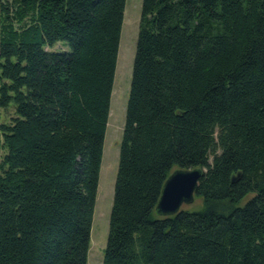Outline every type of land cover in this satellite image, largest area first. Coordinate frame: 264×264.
I'll use <instances>...</instances> for the list:
<instances>
[{
	"label": "trees",
	"instance_id": "obj_1",
	"mask_svg": "<svg viewBox=\"0 0 264 264\" xmlns=\"http://www.w3.org/2000/svg\"><path fill=\"white\" fill-rule=\"evenodd\" d=\"M124 3L0 0V264H86ZM101 264H264V0H141Z\"/></svg>",
	"mask_w": 264,
	"mask_h": 264
},
{
	"label": "rangeland",
	"instance_id": "obj_2",
	"mask_svg": "<svg viewBox=\"0 0 264 264\" xmlns=\"http://www.w3.org/2000/svg\"><path fill=\"white\" fill-rule=\"evenodd\" d=\"M140 3L141 0H125L124 3L89 231L86 264H101L102 253L105 247L108 214L112 199L118 148L122 135L124 109L130 82ZM62 44V42L58 41L50 47V50L64 49L66 51V45ZM210 159L211 157H209V161ZM196 203H198V200L194 199L191 204L182 205L181 208L188 209Z\"/></svg>",
	"mask_w": 264,
	"mask_h": 264
},
{
	"label": "water",
	"instance_id": "obj_3",
	"mask_svg": "<svg viewBox=\"0 0 264 264\" xmlns=\"http://www.w3.org/2000/svg\"><path fill=\"white\" fill-rule=\"evenodd\" d=\"M201 168H175L164 179L154 212L159 216L173 215L182 205L193 202V193L197 180L201 175Z\"/></svg>",
	"mask_w": 264,
	"mask_h": 264
}]
</instances>
